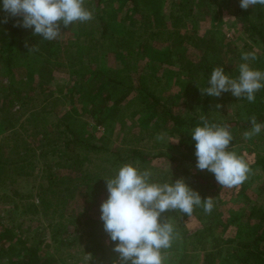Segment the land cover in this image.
Wrapping results in <instances>:
<instances>
[{"label":"rangeland","instance_id":"rangeland-1","mask_svg":"<svg viewBox=\"0 0 264 264\" xmlns=\"http://www.w3.org/2000/svg\"><path fill=\"white\" fill-rule=\"evenodd\" d=\"M140 1L102 0L98 4L97 0H85V7L93 12L94 18L68 28L62 26L57 38L60 55H45L62 66L36 62L34 53H44L39 46L38 51L27 54L20 47V58L26 65L21 61L17 66L13 63L9 73L0 60L3 260L21 254L26 246L38 249L40 255L51 258L54 264H113L118 254L103 229L100 205L108 197L105 179L112 178L121 168L116 157L120 156V161L134 147L152 154L180 151L174 129L160 126L140 112L139 100L146 88L152 87L164 103L184 116L199 111L196 102L201 92L199 85L181 72V61H195L206 53L215 63L214 68L223 67L226 74L236 78L238 66L244 62L241 54L255 52L256 59L248 61L250 67L256 70L264 67L261 44L245 33L237 19L244 11L239 6L240 0H156V6L152 0H142L144 4ZM3 19L0 18V30L7 27ZM102 22L107 28L106 38L100 34ZM124 29L131 32L124 35ZM151 31L156 34L149 36ZM113 37H121L126 47L117 49ZM36 44L30 42L31 46ZM170 44L186 50L180 62L168 54ZM116 70L131 78L132 87L114 90L110 95L113 101L124 90L128 93L117 105L118 110L105 107L100 115L102 122H97L100 101L94 97L92 106L95 88L87 84L96 72L101 71L104 80ZM209 106L215 119L228 121L240 117L244 102L225 92L212 97ZM71 117L84 139L101 147L98 153L76 149L80 157L72 163L74 167L56 156L41 155V151L57 148L53 136L63 131V123ZM58 121L61 124L54 128ZM250 129L235 124L229 128L233 141L228 150L251 169L241 185L222 188L212 173L185 162L192 173L209 181L201 198L212 197L214 208L210 214L204 212L203 204L194 207L190 216L175 210L162 214L161 220H167L174 229L171 247L161 250L164 264H234V248L244 241L255 242L259 233L264 235V219L258 220L264 215V168L256 165L257 158L264 160V128L260 134L245 139L243 133ZM159 134H164L163 140H157ZM72 147L61 149L69 153ZM12 161L18 162L9 163ZM177 165L157 158L139 169L153 173L158 170V181L166 176L165 183H172L181 179ZM47 176L67 181L69 190L59 193L62 202L57 200V193L62 191L63 182L54 194L42 190ZM82 179L85 182L78 183ZM188 186L197 191L193 185ZM253 210L251 219L248 213ZM95 243L101 244L103 254ZM207 251L213 253L208 257L211 263L204 259Z\"/></svg>","mask_w":264,"mask_h":264},{"label":"clouds","instance_id":"clouds-1","mask_svg":"<svg viewBox=\"0 0 264 264\" xmlns=\"http://www.w3.org/2000/svg\"><path fill=\"white\" fill-rule=\"evenodd\" d=\"M264 6V0H240V8L247 10ZM0 10L9 17H19L14 26L34 29L33 35L44 40L57 39L63 28L74 23L91 21L93 12L85 7V0H0ZM25 47L29 52L38 51V46ZM236 78L225 73L223 67L212 70L208 87L199 88L202 95L220 97L222 93L254 103L256 93L264 88V71L250 67L248 61L255 60V52H243ZM217 108L221 107L216 105ZM203 126H197L191 133L195 141L196 168L212 173L222 188H233L248 179L249 165L236 153L229 151L233 136L227 126L209 123L201 116ZM251 129L243 133L245 139L260 134L264 125L250 118ZM157 140H163L159 134ZM108 197L100 205L103 229L114 242L113 251L118 260L113 264H164L162 249L171 247L173 226L161 220L163 213L177 211L190 216L194 207L203 204L204 212L211 213L214 204L212 197L202 199L181 179L172 183L151 182V172L141 171L132 164L123 165L117 173L105 179Z\"/></svg>","mask_w":264,"mask_h":264},{"label":"trees","instance_id":"trees-1","mask_svg":"<svg viewBox=\"0 0 264 264\" xmlns=\"http://www.w3.org/2000/svg\"><path fill=\"white\" fill-rule=\"evenodd\" d=\"M153 1H155L154 5L156 6V0H152V2ZM97 2L98 4H101L102 0H97ZM140 2L141 4H144L142 0ZM5 16L6 13L0 10V18H5ZM237 19L241 23L242 29L245 31V33H247L254 41L261 44V60L264 61V6L257 5L254 8L244 10L243 12L238 14ZM17 20H19L18 17H9L7 27L0 30V60L6 66L5 71L8 73L11 72L12 64L14 63L17 66L19 61H21L23 65H26L24 61L21 60L19 52V48L22 47L25 50V54L28 53L29 48L25 47L26 42L29 46H31L30 42H38V44L36 45L42 47V49L44 50V53H34L35 56H37L35 59L36 62L43 61L49 66H62L61 62L52 61L50 58L45 57V55H60L58 40H44L42 36L33 35L34 29L32 28L25 29L20 26H14ZM129 32H131V30L129 29L123 30L124 35H127V33ZM100 34L102 38H106L108 36L107 28L104 22H102V29L100 31ZM155 34L156 32L151 31L148 35L153 36ZM119 38L120 39H113L115 40L114 46H116L117 49H120L122 48V46H124V49L126 46L124 45V42H122V38ZM118 40L121 41V44L120 42L118 43ZM168 54L170 56L176 57V59L180 62V60L184 58L186 50H178L174 44H170L168 47ZM214 66L215 63L211 62L208 59L206 53L198 56V59L195 61L185 60L180 62L181 72L189 76V79L192 82L197 83L200 88L208 87V80L210 78L212 70L214 69ZM257 70L264 71V67L259 66ZM100 73L101 71L96 72V74L87 84V86H90V88H95L94 93L91 97L92 106L95 105L94 97L98 98L100 101V104L96 109L97 111H99L98 117L96 118L97 122H102L100 119V115L101 113H103L105 107H110L111 111L118 110L117 105L122 100H124V97L128 93L126 90H124L119 99L113 101L110 100V95H112V92L120 86L124 88L126 87L125 89H128V87H132L133 83L132 80L130 81L131 78L125 74H122L120 70H116L115 72H113L115 74H111V72L110 74H108V76L105 77L104 80H101L102 75ZM96 84L100 86L98 88L99 92ZM255 95L256 99L254 103L248 102L246 98H240L244 102V109L241 110L242 114L236 120L219 121L215 119L210 112L209 105L212 96H208L207 94L202 95V93H200V95L198 96V102H196V106L199 107V111H195L194 114H186L182 116L181 114L175 112L170 105L164 103L161 98L154 93L152 87L146 88L143 97H141V99L139 100L140 112L146 115V118L156 120L158 125L170 126L172 129H174L177 132L180 151L177 154L171 152L167 153L163 151L152 154L150 153V151L148 152L142 148L134 147L129 149L126 155L123 156L124 158H122L120 161V156H117L116 161H118V165L120 164L121 167L125 164H132L133 166H136L138 168H143L145 166V163H147L149 166L151 161L157 158H162L167 162L177 163L178 165L176 166V168L180 172L179 176L185 181L186 184L193 185L197 192H199L200 196L203 197V190L208 186L209 181L207 179L201 180L198 174L192 173L185 166L186 163L196 164L195 141L191 138L192 131L197 126H203L201 116L205 117L209 123L227 126L228 129L233 124L242 126L243 128H250V118L253 115H255V117L257 118L258 123H264V88L258 91ZM92 113L95 114L94 111H92ZM74 119V117H71L69 120H66L63 123V131H58V133L53 136V138H55L54 144L57 148L53 149L52 151H41V155L49 154L56 156L60 158L61 161H65L69 167H74L72 163L77 162L78 158L80 157V154H77L76 149L82 148L83 152L85 153H98V151L101 150V147L99 145L90 143V140L84 139V134L81 133L79 128L74 126ZM59 123L60 121L55 123L54 128H58ZM69 145L73 146L69 153L62 151V146ZM74 149L75 151H72ZM16 162L12 161L9 163L16 164ZM256 165H260L264 168V160L262 161L257 158ZM158 173V170H156V172L154 173L151 172V181L154 183H165L166 181H164L163 179L166 176L163 177L161 181H158ZM83 181L84 179L80 180L78 183H82ZM44 182L45 185L43 186L42 190L47 191L48 193H52L53 191V194L59 189V186H61L62 182L64 183V187H61L62 191H58L57 193V200H61L59 201V203L62 202L59 193L61 194L63 191L65 192L69 190L70 187H67V181H55L51 179V176H47ZM39 199L42 202H45L43 196H40ZM58 207L59 205L55 206V209H57ZM248 216L252 219V217L254 216V210L249 212ZM260 219H264V215H260V218L258 220ZM255 220L257 219H254V221ZM254 240L255 242L244 241L242 245L237 246L239 248H234V251L236 250L234 254V258L236 260L232 261L234 262V264H264V235H262V233H259L256 235ZM250 242L253 243L251 244ZM94 245L102 251V254L104 253L103 249H101L102 246L100 243H95ZM38 251V249L24 246L23 252H21V254L19 255L16 254L15 257L12 256L10 258L8 257L7 260H3L4 256H1L0 258L2 259H0V264H54V261H52L51 258L45 255H40L41 253H39ZM212 255L213 253L207 251L204 254V259L211 263V259H209L208 257Z\"/></svg>","mask_w":264,"mask_h":264}]
</instances>
